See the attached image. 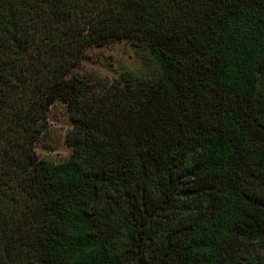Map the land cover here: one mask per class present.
Segmentation results:
<instances>
[{
	"label": "trees",
	"instance_id": "obj_1",
	"mask_svg": "<svg viewBox=\"0 0 264 264\" xmlns=\"http://www.w3.org/2000/svg\"><path fill=\"white\" fill-rule=\"evenodd\" d=\"M121 40L151 75L74 73ZM0 264H264V0H0Z\"/></svg>",
	"mask_w": 264,
	"mask_h": 264
},
{
	"label": "rangeland",
	"instance_id": "obj_2",
	"mask_svg": "<svg viewBox=\"0 0 264 264\" xmlns=\"http://www.w3.org/2000/svg\"><path fill=\"white\" fill-rule=\"evenodd\" d=\"M154 68L146 51L128 40H121L91 47L74 73L91 85H104L129 75L147 77ZM71 128L68 106L59 100L53 102L47 112V130L35 144L37 156L54 163L68 159L71 148L66 143V136Z\"/></svg>",
	"mask_w": 264,
	"mask_h": 264
}]
</instances>
